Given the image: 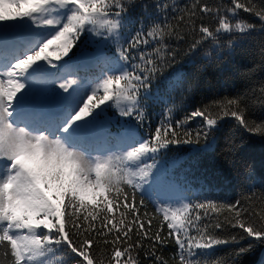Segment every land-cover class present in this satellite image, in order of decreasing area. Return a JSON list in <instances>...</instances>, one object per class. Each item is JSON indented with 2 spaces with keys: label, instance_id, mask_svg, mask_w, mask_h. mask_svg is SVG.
<instances>
[{
  "label": "snow or ice",
  "instance_id": "6c2138e0",
  "mask_svg": "<svg viewBox=\"0 0 264 264\" xmlns=\"http://www.w3.org/2000/svg\"><path fill=\"white\" fill-rule=\"evenodd\" d=\"M136 4L0 0V264H140V250L151 264H217L216 247L227 244L240 245L234 249L238 264L264 245V197L258 209L240 201L193 200L160 163L170 146L214 151L228 121L264 138V121L248 118L245 95L212 99L177 120L168 107L147 138L137 127L147 121L150 101L168 104L159 88L150 90L178 62L167 41L185 38L181 25L196 33L186 56L206 44L222 48L225 35L231 48L257 28L237 18L239 10L257 17L264 32V7L257 9L253 0H231L230 6L193 0L177 9L157 0L158 14L170 7L176 14L152 19L147 31L141 23L133 32L128 13ZM141 7L147 11L146 4ZM205 17L215 26L196 24ZM185 75L167 77L166 91ZM256 91L264 104V85ZM110 109L123 119L109 117ZM112 123L120 129L115 136L108 131ZM224 147L234 151L229 140ZM146 186L161 197L151 201V216L141 212ZM225 226L238 231L217 235ZM169 241L176 251L166 259L159 252Z\"/></svg>",
  "mask_w": 264,
  "mask_h": 264
},
{
  "label": "trees",
  "instance_id": "16d2710c",
  "mask_svg": "<svg viewBox=\"0 0 264 264\" xmlns=\"http://www.w3.org/2000/svg\"><path fill=\"white\" fill-rule=\"evenodd\" d=\"M192 2L193 0H159L161 4H174L177 9L190 5ZM201 3L230 6L231 0H201ZM253 3L256 4L257 9L264 7V0H253ZM141 4L148 6L147 11H144ZM128 14L135 21L134 32L141 23L145 25V31H147L152 19L165 14L171 17L176 13L170 7L167 13L158 14L157 0H137L136 6L130 8ZM237 18L256 24L257 28L249 38L238 39L231 48L226 46L228 37L225 35L221 38V44L224 45L222 48L218 49L206 44L186 56L184 50L196 33H188L183 25H181V31L184 32L185 38L183 40L172 38L167 41L170 49L177 50L178 62L166 69L163 75L153 82L151 94H155L159 88L161 94L168 100V104L149 102L146 110L148 119L142 127L138 125L146 138L165 118L168 107L172 108L173 120L182 119L187 111L224 95L230 97L238 94L245 95L249 105L248 118L264 121V104L259 102V92H253V89L264 85V32L260 30L259 19L250 13L239 10ZM201 23L215 26L216 21L211 17H205L202 21L199 19L196 21L197 25ZM83 37L80 43L87 38V33ZM154 44L155 42L150 43L146 50L150 51ZM75 49L74 47L69 56L76 52ZM205 51L210 52L211 55L206 56ZM110 53H114V50H110ZM177 71L185 73V79L174 91L168 93L164 81ZM189 84L194 85L191 91L188 90ZM108 114L112 116L110 111ZM194 126L195 122L192 127ZM218 137L214 151L194 153L191 151V146H170L168 150L161 153L160 162L168 168L178 184L201 187L202 192L208 195L206 199L230 204L240 201L242 206L250 207L255 204V208L258 209L259 198L264 197V138L232 127L231 121L224 124V129ZM226 140L231 142L234 151H225ZM192 194L193 200L197 197L203 199L196 192ZM144 195L146 207L142 208L141 212L146 211L151 216L156 212L151 201L157 199L146 193ZM248 197H252V200L250 201ZM139 198L138 195L137 199ZM250 210L253 209L250 208ZM209 216L213 217L214 214L209 213ZM157 224L158 219H154L153 231ZM167 231L165 226L164 232ZM237 231L225 226L223 231H217L216 234L228 237ZM247 243V240L242 242V244ZM239 246L233 244L217 246L215 250V255L219 258L217 264H233L234 249ZM175 251L174 241H169L159 254L167 259ZM138 259L140 264H151V259L145 258L144 250L139 251ZM238 264H264V245L255 246L250 252L239 257Z\"/></svg>",
  "mask_w": 264,
  "mask_h": 264
},
{
  "label": "rangeland",
  "instance_id": "374dc122",
  "mask_svg": "<svg viewBox=\"0 0 264 264\" xmlns=\"http://www.w3.org/2000/svg\"><path fill=\"white\" fill-rule=\"evenodd\" d=\"M83 38H84V37L81 36L80 40H82ZM79 45H80V41L77 42L76 47H75V48H76L75 51H77ZM101 107H103V105H102ZM108 115L110 116V114H108ZM149 162H150V161H149ZM154 191H155V190H154ZM155 193H156V195H158V196L160 197V194H159L158 192L155 191ZM202 194H203L202 197L207 198L208 195H206V194L203 193V192H202ZM186 196H188L190 199H191V198L193 199V194H188V195H186ZM199 196H201V195H199ZM160 198H161V197H160Z\"/></svg>",
  "mask_w": 264,
  "mask_h": 264
}]
</instances>
